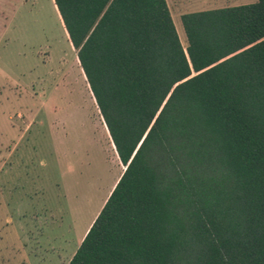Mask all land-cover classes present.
<instances>
[{
  "label": "trees",
  "instance_id": "obj_1",
  "mask_svg": "<svg viewBox=\"0 0 264 264\" xmlns=\"http://www.w3.org/2000/svg\"><path fill=\"white\" fill-rule=\"evenodd\" d=\"M124 170L68 264H264V0H53Z\"/></svg>",
  "mask_w": 264,
  "mask_h": 264
},
{
  "label": "rangeland",
  "instance_id": "obj_2",
  "mask_svg": "<svg viewBox=\"0 0 264 264\" xmlns=\"http://www.w3.org/2000/svg\"><path fill=\"white\" fill-rule=\"evenodd\" d=\"M256 0H166L181 16ZM124 167L53 0H0V264H68Z\"/></svg>",
  "mask_w": 264,
  "mask_h": 264
}]
</instances>
